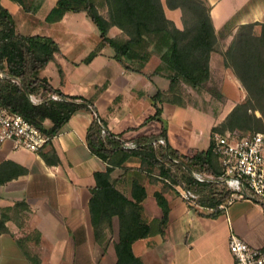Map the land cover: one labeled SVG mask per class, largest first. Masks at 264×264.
I'll return each mask as SVG.
<instances>
[{"label":"crops","instance_id":"1","mask_svg":"<svg viewBox=\"0 0 264 264\" xmlns=\"http://www.w3.org/2000/svg\"><path fill=\"white\" fill-rule=\"evenodd\" d=\"M159 1L164 17L181 29L179 8L169 9L165 0ZM205 1L215 44L222 43L221 50L233 34L222 33L225 23L231 20L237 25L264 23V0ZM52 4L53 0H44L32 14L21 11L10 0H0V5L12 15L17 33L47 36L57 44L59 52L38 76L65 95L89 100L107 130L122 132L125 138L157 131L155 122L138 125L152 113L149 97L158 90L160 116L169 125L162 99L167 94V74L149 76L148 60L139 72L124 70L113 59L109 46L101 47L84 62L98 41L96 27L84 12H67L58 21H45ZM119 34L115 26L107 30L109 37ZM214 68L232 92L231 95L222 93L225 99L242 100L244 89L230 69L222 66L219 52L211 51L209 72ZM90 120L91 114L86 110L73 112L61 130L36 152L14 149L10 142L0 143V219L7 229V233H0V264H116L117 217L108 220L102 213L95 215L94 231L90 221L88 201L89 188L95 183L93 173L109 166L86 147L84 134ZM167 130L168 126L166 142L180 153L190 155L197 149V134L181 128L178 136L182 137V143L173 146L168 141ZM150 174L155 176V172ZM116 177L117 189L128 199L133 181L144 187L141 219L160 216L152 195L154 191H160L167 203L163 234L137 238L131 243L132 254L142 264H232L227 249L231 232L249 246L264 250V213L251 201L233 200L211 218L206 216L210 209L198 205L189 208L176 189H162L159 182H149L136 157L130 156L119 166H113L109 179Z\"/></svg>","mask_w":264,"mask_h":264},{"label":"trees","instance_id":"2","mask_svg":"<svg viewBox=\"0 0 264 264\" xmlns=\"http://www.w3.org/2000/svg\"><path fill=\"white\" fill-rule=\"evenodd\" d=\"M10 1L16 3L21 11L34 14L44 0ZM101 2L105 6V15L98 12L95 0H53L44 19L55 22L67 12L85 13L98 31V41L84 62H88L101 47L109 46L113 59L124 70L132 72H139L149 55L156 56L168 71L169 92H174L179 83L197 89L208 78V58L209 53L215 51V37L205 0H165L167 8H179L181 29L164 17L159 0ZM111 26L120 30L118 36L107 35ZM58 52L57 44L50 37L17 33L12 15L0 5V106L18 114L49 137L61 130L73 112L83 109L91 114L84 134L86 147L96 158L106 160L109 166L93 173L95 183L89 188L88 201L90 221L94 231L95 215L102 213L108 220L112 216L117 217L115 263L142 264L132 254L131 243L137 238L162 235L167 221L168 207L160 191L152 193L160 216L141 219L140 202L145 196L144 187L133 181L128 199L116 187L118 177L109 179L112 167L119 166L130 156L140 160L149 182H159L162 189L169 190H175L173 186L178 185L195 196V205L211 210L206 216L214 218L219 215L221 209L218 205L224 203L230 191L218 182H197L189 174L190 171L202 170L218 173L210 141L204 149H194L190 155L171 147L166 142L165 122L160 116L162 109L157 105L160 98L158 90L150 96L152 113L138 125L155 122L156 132L130 138L123 137L122 132H110L89 100L65 95L38 76ZM219 55L222 65L230 69L245 91L243 100L227 114L223 127L231 129L238 126L264 133V23L239 24ZM29 93L41 96L54 93L58 98L32 104L27 99ZM157 137L164 139L163 145L151 143ZM124 142L130 145L123 146ZM151 172H155V176ZM186 203L193 208L192 204ZM197 214L202 215L198 211ZM0 233H7L3 219H0Z\"/></svg>","mask_w":264,"mask_h":264},{"label":"built area","instance_id":"3","mask_svg":"<svg viewBox=\"0 0 264 264\" xmlns=\"http://www.w3.org/2000/svg\"><path fill=\"white\" fill-rule=\"evenodd\" d=\"M57 98L54 93L45 96L39 93L27 94V99L32 104ZM49 139V136L36 129L30 122L0 106V143L10 142L14 149L36 152ZM151 143L163 145L164 139L157 137ZM122 144L130 145L129 142ZM210 144L218 173L202 170L190 171L189 174L197 182H218L230 191L228 198L218 205V208L240 199L255 203L264 213V133H215L210 138ZM173 187L184 201L195 205V196L190 191L178 185ZM227 249L232 264H264V250L249 246L232 232L227 237Z\"/></svg>","mask_w":264,"mask_h":264},{"label":"rangeland","instance_id":"4","mask_svg":"<svg viewBox=\"0 0 264 264\" xmlns=\"http://www.w3.org/2000/svg\"><path fill=\"white\" fill-rule=\"evenodd\" d=\"M97 10L101 15H105V6H102L101 0H95ZM164 0H162V3ZM224 3L221 4V11H223ZM43 8V6H42ZM41 8V9H42ZM22 13V12H21ZM251 23V22H249ZM239 25V24H238ZM234 20L225 23L222 33L224 31L229 33L235 31L238 26ZM234 27V28H233ZM258 29V25L255 26ZM221 33V35H222ZM233 35V34H232ZM222 43L215 44V51H221ZM223 66V65H222ZM213 68V67H212ZM146 70L149 76H159L160 74H167L168 71L162 66L159 59L154 55H149L148 62L146 64ZM157 70L158 74H154ZM223 76L221 73L216 71V68L209 72L208 78L203 81L197 89H192L186 84L179 83L175 86L174 92L167 93L163 96V108L165 116L169 119V125L165 122V127L168 126L167 130L168 141L173 146H179L182 142V137L178 136L181 128H187L190 132L192 131L197 134L196 148H205L210 138L215 133H222L226 131L230 132H254L252 129H241L238 126L233 128L223 127L225 118L229 111L239 102L225 99L226 95H231L226 83L223 82ZM223 93V94H222ZM149 99H151L149 97ZM254 114L258 116V112Z\"/></svg>","mask_w":264,"mask_h":264}]
</instances>
